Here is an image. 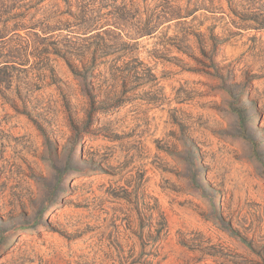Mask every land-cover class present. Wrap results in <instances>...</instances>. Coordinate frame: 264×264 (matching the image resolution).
Segmentation results:
<instances>
[{
	"label": "rangeland",
	"instance_id": "obj_1",
	"mask_svg": "<svg viewBox=\"0 0 264 264\" xmlns=\"http://www.w3.org/2000/svg\"><path fill=\"white\" fill-rule=\"evenodd\" d=\"M0 264H264V0H0Z\"/></svg>",
	"mask_w": 264,
	"mask_h": 264
}]
</instances>
